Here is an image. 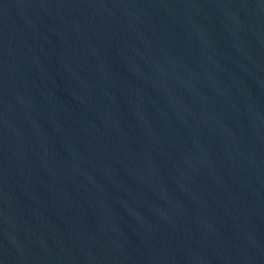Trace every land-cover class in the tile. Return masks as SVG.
<instances>
[{"label":"water","instance_id":"95a60500","mask_svg":"<svg viewBox=\"0 0 264 264\" xmlns=\"http://www.w3.org/2000/svg\"><path fill=\"white\" fill-rule=\"evenodd\" d=\"M0 264H264V0H0Z\"/></svg>","mask_w":264,"mask_h":264}]
</instances>
